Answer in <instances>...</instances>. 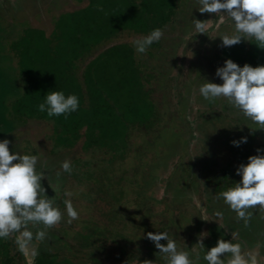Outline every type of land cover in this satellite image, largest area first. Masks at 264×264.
<instances>
[{
  "label": "rangeland",
  "instance_id": "374dc122",
  "mask_svg": "<svg viewBox=\"0 0 264 264\" xmlns=\"http://www.w3.org/2000/svg\"><path fill=\"white\" fill-rule=\"evenodd\" d=\"M76 1L80 2V0ZM139 1L132 0V4H139ZM144 1L149 2V0ZM171 1H168L169 5L174 4ZM176 1L179 2V0ZM185 1L188 4L191 2V0ZM193 1V9L196 10L200 5L198 0ZM64 4V0H12L6 3L0 0V131L10 133L14 142L19 143L17 144L18 149L24 145L21 150L23 154H27V149L39 150L42 154L49 152L46 150L47 140L52 142L50 150L59 148L60 152L61 148L74 146L73 142L80 136L78 133L81 134V129L83 133L78 140L80 142L76 143L74 148L60 152L61 158L52 163L47 161L43 155L42 159L37 162L41 166L38 170L42 172L48 169L52 179L57 172H60V176H55V180H58L62 176L64 179L70 178V174L64 173L61 168V163L68 160L72 165L71 174L76 173L74 178L82 179V182H79L71 176L69 180L72 183V191L75 193L73 206L79 213V219L69 224L71 226L67 225L68 231L65 234L63 231L66 228L61 231L48 232L47 240L44 241L42 248L53 255L45 257L47 262L52 264H124L123 260L112 257L117 253V250L113 248L115 243L118 246L117 249L121 243L118 244L113 239L111 240V236L114 238L117 234L115 240L121 237L126 238L122 245L127 247L121 246L132 252L137 249L136 245H141V240L148 239L149 231L166 232L169 238L174 240L177 236L176 234L172 236V234L179 231L175 229L183 228V226L190 229L193 224V229H197L194 218L198 211L194 208L195 205L199 206L200 214L205 215L203 217L204 220L206 219L205 223L211 225L213 220L218 222V216L208 214L204 201L197 197L199 195L195 197L196 204L189 202L190 198L187 194L182 196L177 203L169 200L159 201L161 197L169 195L165 187L171 188V193L175 191L180 193V190L185 192L191 186L201 191L205 189V193H208L206 196L210 199L209 203L213 202L212 205L216 208L224 201L222 198H217L218 195L215 193L219 194L229 187H234L235 183L241 179L231 162L235 153L227 152V149L233 146L228 142L232 143L236 138L229 134V131L234 129L230 124L235 122L241 113L236 108L231 109L230 104L224 98L209 102L199 93L200 85L207 81L223 82L216 76L215 68L211 69L212 67L210 68L208 64L210 53L207 66L204 65L206 56L202 57V52H208L211 49L209 41L202 40L203 43L200 44L201 38L196 33L194 34V29L187 28L186 19L180 17L178 24L171 23L163 32L164 42L166 40L165 43L171 47L166 52L168 54L171 52L169 54L171 56L164 57L163 50H161L159 51L160 57L155 56L157 59L153 61L152 57L143 54L144 60H148L151 66L154 63L157 68L138 64L136 71L140 73V78L137 85L127 80L110 85V80L106 79V89L103 93L94 91L88 94L86 92L90 89L89 78L102 74L109 76L111 73L117 76L116 73H119L120 69L115 61L112 62L106 56L99 57L94 65L93 63L88 65L91 60L85 63L82 61L89 57H81L76 61L77 57L69 54L64 45L66 43L73 45V38L75 34H78L77 27L84 23L93 27L94 19L75 23L76 16L90 14L89 9L80 6L68 10ZM145 11L143 10L144 13ZM163 12H168V6ZM181 12L185 14L186 9H182ZM215 15L206 13L204 16V20L207 19L204 21L206 26H210V21H213ZM221 15L227 16L224 13ZM227 25L222 27V30L226 29L229 32L228 35L234 34V22L230 19ZM211 34L212 37L218 35L212 40L213 42L222 41L220 36L224 34L216 27ZM124 36L130 43L142 37L132 33ZM253 44L255 43L242 38L240 43L230 46L226 58L214 63V66L221 67L225 59H232L241 67L245 63L255 67L251 62L259 61L253 62L254 57L248 55L251 52L247 50H252ZM98 45L101 46L102 43ZM93 48L96 49V46ZM217 48H220V45ZM90 49L87 47V50ZM97 49L100 48L97 47ZM147 52L150 53V51ZM97 55L92 56V59L97 58ZM131 56L135 57V48L128 44L125 57ZM239 58H244L245 61L237 62ZM196 67L198 74H196ZM40 69L43 70L42 74L45 78L51 76L50 78L60 80L61 77L64 78L63 69L72 79L78 78L84 93L81 96L77 95L82 105L81 110H77V116L70 120H68L69 116H60V119H56L57 116L49 117L47 112L42 113L38 110L37 106L40 103L31 98L35 92H28V90L34 85V73ZM194 77L196 80L194 79L192 85H188L187 83ZM22 97L27 107H24L22 101V103L19 102ZM210 107L212 109H209ZM96 110L98 111L95 113ZM7 116L12 119H8ZM90 120L95 121L96 124L88 123ZM66 122L67 125L75 128H78L80 124L82 127L73 133V128L70 127V131L66 132ZM96 125L102 128L93 132L91 126ZM197 126L201 129L197 130ZM220 126L224 130L223 134L228 133L226 136L228 140H225V144L220 141L223 140L222 138L218 139ZM243 129L242 126L240 130L235 128L240 133ZM105 139L106 142H102ZM85 140L98 142L103 148L85 152L81 148V144L85 147L83 142ZM43 143L44 149L41 146L42 150L38 144ZM98 143H92L91 148H99ZM73 159L77 162L75 166L72 164ZM102 168H105L108 173L102 175ZM37 173L40 172L37 171ZM61 174L64 175L61 176ZM87 178L97 182L86 180ZM205 203L208 205V200ZM254 210H249L251 219L248 222L247 232L251 234L248 236L250 245L259 238L258 233L263 234L258 227L264 230L262 212L260 214L259 211L257 213ZM231 212L230 220L235 217L236 222L243 224V220H238L236 213L233 210ZM63 213L67 215L66 208ZM116 215L122 217H116ZM192 215L194 220L189 223ZM219 220L221 221L220 218ZM60 224L61 222L56 226L59 227ZM123 226L130 234L123 231ZM226 230L229 235L236 238L235 232L233 233L230 228ZM119 231H121L120 234ZM207 234L202 229V232H199L195 238L197 242L194 240L190 246L188 241L191 240L192 235L188 232L183 241L187 243L180 244L181 247L192 250L195 256L199 253V258L192 261V264H207L203 255L208 249L202 250L197 244ZM73 235L80 236V238H75ZM132 235L135 239L133 242L131 241ZM86 236L90 237L89 240L92 239V245L88 246L92 248V252H99V260L96 259V254H91L89 248L83 246V238ZM102 239L104 241H101ZM220 239L228 240V237L221 236ZM205 241L210 242L209 239ZM161 243L166 244L167 241L162 239ZM259 248L263 250L264 247L261 248V244H256L255 248L250 250L243 248L242 250L258 253ZM143 250L144 254L151 259V264H165L164 258L157 254L156 247L149 251V248L143 246ZM178 250L182 251L180 247ZM261 253L263 254L260 260L264 264V251ZM258 256H260L259 253ZM124 257L130 258L127 264H143L137 257ZM26 258L28 263L33 264L34 257L30 252ZM149 258L146 260L148 263ZM189 258L194 259L192 256Z\"/></svg>",
  "mask_w": 264,
  "mask_h": 264
},
{
  "label": "clouds",
  "instance_id": "9594fccd",
  "mask_svg": "<svg viewBox=\"0 0 264 264\" xmlns=\"http://www.w3.org/2000/svg\"><path fill=\"white\" fill-rule=\"evenodd\" d=\"M200 13H211L219 16V22L224 23V13L234 22V34L222 35V47H230L241 42L242 38L254 42L264 49V0H198ZM102 11L101 5H96ZM196 33L206 34L208 28L204 21H193ZM163 30L156 28L147 36L133 40L138 53H146L147 49L163 37ZM216 76L223 82H205L200 85V95L214 102L224 98L240 111L257 127L264 130V65L256 67L245 63L242 67L232 59H226L222 67L216 69ZM40 112H47L49 117L71 114L79 108L76 95L67 97L60 91H49L44 102L38 106ZM242 137L241 141L246 142ZM241 141H232L239 146ZM10 141L0 140V238L8 239L15 235L18 250L26 256L38 254V245L47 238L48 229L59 224L63 213L53 206V201L46 195V189L41 181L45 178L43 172L37 173L36 155H21L10 153ZM257 153L261 149L256 150ZM66 173L72 172L70 161L61 163ZM241 180L234 187L221 191L217 198L233 210L238 220H243L245 226L251 219L250 209L259 208L264 212V154L250 155L248 162L241 163L236 169ZM60 175V172H57ZM69 199L63 201L68 216L67 223L79 219V213L74 208L73 192L65 191ZM217 216L222 213L217 212ZM206 220V219H205ZM35 229V233L30 230ZM150 239L159 252L164 254L165 264H192L187 251L178 250L176 242L169 238L166 232H148ZM166 240L162 244L161 240ZM203 250L202 240L197 243ZM224 257H228L226 260ZM199 258V254H197ZM203 259L207 264H258V253L244 252L240 243L219 239L217 244L204 252ZM151 264V261H149Z\"/></svg>",
  "mask_w": 264,
  "mask_h": 264
},
{
  "label": "flooded vegetation",
  "instance_id": "af4514ba",
  "mask_svg": "<svg viewBox=\"0 0 264 264\" xmlns=\"http://www.w3.org/2000/svg\"><path fill=\"white\" fill-rule=\"evenodd\" d=\"M3 2H7V1H9V2H11L12 0H2ZM51 1V0H50ZM117 1H119L118 3L120 4V5H129V6H131V5H136L137 7L138 6H140V5H142V3H143V1L144 0H136L137 2L139 1V4L137 3V4H132V0H117ZM129 1V2H128ZM102 2H107V3H111L112 4V6H113V0H101V1H99L98 2V0H80V2H77L76 0H64V7L65 8H67L68 10L69 9H75V8H77V7H80V6H84V8L85 9H89L90 8V6L91 5H93V4H97V3H102ZM194 1L193 0H191V2H189V4H188V2H186L185 0H179V3H180V6L179 7H177V8H175V10L172 12V13H170V16H169V18L167 19V22L164 24V25H162V27L160 28V29H162L163 30V32L165 31V28H166V26H168V25H170L171 23H176V24H178L179 23V21H180V17H181V19H186V21H187V25H186V27L187 28H192V29H194V34L196 33V31H195V27L194 26H192V25H194V23H193V21L195 20V19H198V20H201V21H206V20H204V16L206 15V13H200L199 12V10H198V8H196V10L195 9H193V3ZM130 3V4H129ZM52 6H55V5H52ZM121 8H123V6H121ZM131 8V7H130ZM129 8V9H130ZM182 9H186V13L185 14H183L184 12H181V10ZM187 13H188V16H187ZM186 15V16H185ZM79 15H77L76 17H78ZM228 20H230V18L229 17H225V19H224V23H220L219 22V16H217V15H215L214 16V18H213V21H210V26L209 25H207V28H208V30H207V32H206V34H201V33H196V35L198 36V37H200L201 38V40H200V42H199V40H198V42L200 43V44H202L203 42H201L202 40H208L209 41V45H211V49H209V51L208 52H202V57L204 56H206V58H204V60H205V66H207V58H208V55H209V53H210V56H209V59H208V64H209V66H210V68L211 69H213V68H215L214 70H216L217 69V67L216 66H214V63L216 64L217 62H221L224 58H226V49L228 48V47H222L221 45H222V41H220V42H216V41H212L214 38H216L218 35H216V36H213L212 37V34H211V32L213 31V30H215V27L218 29V31L220 32V31H222L223 32V34L225 35V34H227V33H229V32H227V30L225 29V31L224 30H222V27H225V25L226 26H228L227 25V23H228ZM206 24V23H205ZM49 25V24H48ZM128 29V30H127ZM109 31H106V34L104 35V38L102 39V45L101 46H97V47H99L100 49L101 48H104V49H97V47H96V49H90L89 51H88V53H89V55H85L84 57H89V59H87V60H85V61H83V63H85V62H88V61H90V60H92V56H95V54H99V53H101V52H104L105 50H107L108 48H110L111 46H113V45H118V44H126V45H128V44H130V45H132V47L133 48H135L134 47V45H133V43H130V42H128V40L126 39V37L124 36L125 34H139L140 36H142V37H144V36H147L150 32H148V31H142V30H135V29H132V28H130V27H124V28H122V29H119V30H116V31H114V30H112V31H110V29H108ZM191 31V30H190ZM231 31V30H230ZM193 34V35H194ZM219 34V33H218ZM195 36V35H194ZM196 36V37H197ZM165 37V35L163 34V37L160 39V41L159 42H154L148 49H147V51H150V53H148L147 51H146V53H143V54H146V55H149L150 57H152V60L153 61H155L156 59H155V56H159V51L161 52V50H163L162 51V53H164V57L166 56V55H168L169 56V54H171V52H169V54L166 52L167 51V49L170 47H168V45L169 44H167V43H165L166 42V40H165V42H164V40H163V38ZM167 37V36H166ZM197 37V38H198ZM190 38H191V36H190ZM251 42V41H250ZM198 44V43H197ZM215 44H216V46H215ZM218 45H220V48H217V46ZM253 46V49H255V48H257V45H255V44H253L252 45ZM155 48H156V50H155ZM171 48V47H170ZM209 48V47H208ZM215 48V49H214ZM224 49V51H223V49ZM212 50V51H211ZM247 50H251V49H247ZM212 53V54H211ZM143 54H141V53H138L137 51H136V49H135V57H133L134 58V60L136 61V63L137 64H142L141 66H145V67H149V68H157V66L155 65L154 66V63H153V66H151V63L150 62H148V60H144V58L142 57V55ZM171 56V55H170ZM169 56V57H170ZM254 56V55H253ZM160 57V56H159ZM126 59V58H125ZM226 60V59H225ZM237 62H239V61H242V62H244L245 61V59L244 58H239V59H237L236 60ZM221 64V63H220ZM253 65H254V63H253ZM222 67V66H221ZM255 67H256V65H255ZM194 68H195V66H194ZM153 72V71H152ZM152 72H151V74H152ZM201 72V71H200ZM153 74H154V72H153ZM160 74H162V73H160ZM196 74H198V71H197V67H196ZM154 76H155V74H154ZM203 76H204V72H203ZM173 79V78H172ZM178 79V78H177ZM194 79H195V77L194 78H192V80H190L187 84L188 85H192V82L194 81ZM158 80H159V78H158ZM196 80V79H195ZM182 85H185V84H182ZM181 86V85H180ZM181 88V87H180ZM180 88H179V91H180ZM40 89H44V87L43 88H40ZM174 89V88H173ZM180 93H181V91H180ZM23 103H22V102ZM19 102H21L23 105H24V107L26 106L27 107V103H26V101H25V99L23 100V98L22 99H20V101ZM230 108L231 109H234L231 105H230ZM209 109H212V107H210ZM214 109V108H213ZM7 118L8 119H12V118H10V116H7ZM22 120V119H21ZM200 121H201V119L199 120V123H200ZM244 121H245V123H244ZM194 122H195V120H194ZM189 123H190V119H189ZM230 125H232L233 127H234V129L232 128L231 129V131H229V134L231 135V136H236V138H235V140L236 141H241V138L242 137H246L247 138V140H246V142H243V141H241L240 143H239V146H236V145H234L233 143H231V142H228V144H233V146H230V149H227L228 151V153L229 154H231V153H235V155L233 156V160L231 161L232 162V165H233V167L235 168V169H237V167L241 164V163H247L248 162V157L250 156V155H256V154H264V130H261V129H252V128H255V127H257L255 124H253V122L251 121V120H249L248 118H246V117H244L243 116V114L241 113V115L240 116H238L237 117V120L235 121V122H233L232 124H230ZM239 126V127H238ZM243 127L244 129H243V131H242V133H240V131H236L235 130V128H238V130H240V127ZM198 128H200V127H198L197 126V130H198ZM201 128H202V125H201ZM200 128V129H201ZM1 130V129H0ZM234 130H235V132H234ZM57 131V130H56ZM222 131H224V130H222V126H220L219 127V129H218V139H220V138H222L223 140H220L221 142H223V144H225L224 142H225V140H228L227 138H226V136H227V134L228 133H226L225 132V134H223V132ZM236 133V134H235ZM241 134V135H240ZM80 135H82L83 136V133H82V129H81V134ZM224 135V136H223ZM3 139H8L9 141H10V144H9V151H10V153H15V152H17V153H20L21 155H24L23 153H21V150H23V148H24V145H22L19 149H18V147H17V144H19V143H17L16 144V142H14V140H13V138H12V135L10 134V133H7V132H5V131H0V140H3ZM217 139V140H218ZM141 141H142V139H141ZM50 140H47V142H46V144H47V148H46V150L47 151H49V152H46V153H43L42 154V152H40L39 150L37 151V150H32V149H27V151H26V153L28 154V155H36L37 157H38V160H40V159H42V156L44 155L45 157H46V160L47 161H50V162H52L53 163V161H56L57 159H59V158H61V156H60V152L61 151H63V150H67V149H71V148H74V146L76 145V143L74 144V146H72V147H67L66 149H62L61 148V151L59 152V148L58 149H52V150H50V148H51V145H52V142H50ZM78 142H80V141H78ZM77 142V143H78ZM38 146L42 149V147H43V149H44V143L43 144H38ZM42 146V147H41ZM55 146V145H54ZM225 146V145H224ZM81 148H82V144H81ZM261 149V152L260 153H257V149ZM42 149V150H43ZM49 149V150H48ZM95 148H91V149H88V150H84L83 148H82V150H84L85 152H89L90 150L92 151V150H94ZM103 150V149H102ZM159 154H161V153H159ZM54 156V157H53ZM60 156V157H59ZM155 156H157V154L155 153ZM53 157V158H52ZM229 157V156H228ZM136 160H137V158H135ZM91 163V162H90ZM89 163V164H90ZM73 166H75L74 164H77V162H76V160L75 159H73ZM77 166V165H76ZM41 166H39L38 164L36 165V171H38V172H41V171H39L38 170V168H40ZM107 167V166H106ZM44 168H46V167H44ZM103 170V172H102V175H104V174H107L108 173V171L105 169V168H102ZM75 171H76V169H75ZM42 172H44L45 173V178L44 179H42V181H41V184H42V186L43 187H45V189H46V195L48 196V198L49 199H51L52 201H53V206L54 207H58L60 210H61V212L63 213L64 212V209H65V205H64V203H63V201L65 200V199H69L68 197H66L65 195H64V192L67 190V191H71V192H73L72 191V183L69 181L70 179H71V176H72V178L73 179H77L78 180V178H74L75 176H76V173H73V174H71L70 173V178H67V179H64L63 178V176L62 175H64V174H61V176H62V178L61 179H58V180H55L56 179V177H57V173L54 175V179H52V177L50 176V174H49V172H48V169H44V170H42ZM64 173H66V172H64ZM66 174H69V173H66ZM56 176V177H55ZM60 176V175H59ZM101 177V176H100ZM72 179V180H73ZM86 180H93V179H86ZM163 180H165V178H163ZM241 180V179H240ZM79 182H82V179H79L78 180ZM94 181V180H93ZM75 181L73 180V183H74ZM94 182H97L96 180L94 181ZM239 182V181H238ZM164 183V182H163ZM98 185H99V183H98ZM210 185V187H211V184H209ZM100 186V185H99ZM101 187V186H100ZM74 190V189H73ZM167 190V191H166ZM165 191L166 192H168V196H166V197H161V199L159 200V201H163V202H165V200H169V201H171V202H174V203H177V202H179V199L182 197V196H185L186 194L189 196V198H190V201L189 202H194V200H195V197H196V195H199V196H197L198 198H200V200H203L204 201V207L206 208V210L209 212L208 214L209 215H212V216H214V215H216V213H217V211L218 212H220V213H222V215H220V216H218V222H215L214 220H213V222H212V224L211 225H209V223H205V220L203 219V217L205 216H202L201 214H200V208H199V206H196L195 205V209L198 211V213H197V215L195 216V222L197 223V229H193V227H194V224L193 225H191V228L190 229H186L185 228V226H183V228H180V229H175V230H179L177 233H174V234H172V236L173 235H175L176 234V236L177 237H175V239H174V241L176 242V244H177V247H180L181 248V250L182 251H187L188 253H189V257L190 256H192V258H194V259H191V261H196V259H197V255L195 256L194 255V252L192 251V250H190L189 248H187V247H181L180 246V244H183L184 242V240L186 239V234H188V232H189V234H191L192 235V238H191V240L189 239V241H188V243H189V245L191 246V244L193 243V241L195 240V238L197 237V235H198V233L199 232H202V229H204V232L206 231L208 234H207V236L205 237V238H202L201 240H202V242H203V244H204V248L206 249H210L211 247H213V246H215L216 244H217V241L221 238V236H227L228 237V241H232L233 243H240L241 245H242V249L244 248V249H246V248H248L249 250L250 249H252V248H255V246H256V244L258 245V244H261V248H263L264 247V230H260V228L261 227H258V230L259 231H261L263 234H261V233H258V236H259V238H257L256 239V241H255V243L254 244H252V245H250V243H249V240H250V238L248 237L249 235H251L249 232H247V229H248V225L247 226H245V222L243 221V224L242 223H240V222H236L235 221V217L232 219V220H230V216H231V209H230V207L228 206V205H226L225 206V203H223L222 205H219V206H217L216 208L215 207H213V205H212V203L213 202H211V203H209L210 202V199L206 196V195H208V193L206 192L205 193V189H203V191H201V190H199V189H197V188H194V187H191V186H189V188L187 189V190H185V192H184V190H180V193H178V191H175L174 193H171V188H169L168 189V187H165ZM198 193H200V194H198ZM216 195H218V193H215ZM74 196H75V193H73V196L70 198L71 200H72V203L73 204H75V202H74ZM206 198H208L207 200H208V205L205 203V202H207V200H205ZM155 200V199H154ZM219 201H221L222 202V200H219ZM156 202V201H155ZM194 204H196L195 202H194ZM193 204V205H194ZM179 205V204H178ZM202 207V206H201ZM189 208V207H188ZM187 208V209H188ZM203 210H201V212H202ZM258 211L260 212V214H261V211L259 210V208H255V210H254V212H257L258 213ZM217 216V215H216ZM262 216H263V218H264V212H262ZM64 217H66V218H64ZM219 218L221 219V221L219 220ZM66 219H68V216L67 215H65L64 213H63V218H62V220H61V224H60V226L59 227H53V228H51V229H48L47 230V232H51V231H61V230H63V229H65L66 228V230H67V225H69L68 223H67V220ZM193 219V215H192V219L190 220V222L189 223H191V221L192 220H194ZM66 221V222H65ZM240 224H242L241 226H240ZM122 225H124V224H122ZM69 226H71V225H69ZM182 226V225H181ZM121 228H122V226H121ZM226 228H230V230L234 233H236V238H234V237H232L231 235H229V233H228V230H226ZM30 230H32L34 233H35V229H30ZM65 231V230H64ZM63 231V233H65ZM68 231V230H67ZM123 231H126V228H125V226H123ZM89 232V231H88ZM127 232V231H126ZM180 232V233H179ZM191 232V233H190ZM198 232V233H197ZM218 234H219V236H218ZM74 236V235H73ZM182 236H183V238H182ZM213 236H216V237H213ZM75 238H80V236H74ZM188 237V236H187ZM204 237V236H203ZM48 238H50L49 236H48ZM62 238V237H61ZM83 238V237H82ZM63 239H65L64 237H63ZM63 239H61V240H63ZM84 239V244H83V246H85V248H89V250H90V253L92 252L91 250H92V248H90V246H88V245H92V243H93V241H92V239H86V238H83ZM205 239H209L210 240V242H207V241H205ZM216 239V240H215ZM245 239V240H244ZM45 240H47V239H45ZM200 240V241H201ZM259 240H261V241H259ZM191 241V242H190ZM196 241V240H195ZM67 242V241H66ZM65 242V243H66ZM197 242V241H196ZM187 242H185L184 244H186ZM165 244V243H164ZM42 249V248H41ZM243 249V250H244ZM88 250V249H87ZM262 251H264V248H263V250H261L260 248H259V250H258V253H259V255L260 256H258V264H262L261 262H262V260H260L261 259V255L263 254V253H261ZM199 252H200V250H199ZM42 253H43V251L42 250H40L39 249V247H38V254L34 257V262H33V264H36V259L39 257V256H42ZM47 253V252H46ZM45 253V254H46ZM93 253H94V251H93ZM48 254H53V253H51V252H48ZM47 254V257H49V255ZM197 254H199V253H197ZM203 255V252L201 253V256ZM25 257H26V255H25ZM202 258V257H201ZM200 258V259H201ZM228 257H224V259L226 260ZM200 259H198L199 261H200ZM26 261H27V258H26ZM27 264H30V263H28L27 262Z\"/></svg>",
  "mask_w": 264,
  "mask_h": 264
},
{
  "label": "trees",
  "instance_id": "16d2710c",
  "mask_svg": "<svg viewBox=\"0 0 264 264\" xmlns=\"http://www.w3.org/2000/svg\"><path fill=\"white\" fill-rule=\"evenodd\" d=\"M168 1L169 0H149V2L143 1L142 5H140L138 7L136 5L135 6L134 5H131V6L120 5L118 3L119 1H117V0H113V6L111 3H107V2H105V3L102 2V3H97L94 5H91L89 8L90 14H84L82 16H78L75 23L87 22L90 19H94L93 20V23H94L93 27L88 26L86 23H84V24L81 23L82 25L77 27V33L78 34H75L73 41H72V42H74V44L72 45V44L66 43L64 46L67 47L70 55H74L77 57V59H76V61H77L79 58L84 57L86 54L89 55L90 52L88 53L89 50H87V47H90L91 49H93V46L97 47L98 44L100 42H102V39L104 38V35L106 34V31H109L108 29H110V31H112V30L116 31V30L122 29V28L127 26V27H130V28L135 29V30H142V31L151 32L152 30H154L156 28H161L162 25H164L167 22V19L169 18L170 13H172L175 10V8L180 6V3L179 2L177 3L176 0L171 1V3H174L173 5H169ZM96 5H101L103 10L102 11L97 10ZM121 6H123V8H121ZM167 6H168V12H163L164 9L166 11ZM143 10H146L145 13L143 12ZM62 38H65V37L62 36ZM228 51H230V47L226 49L227 53H228ZM68 52H66V53H68ZM248 52H251L248 55H250L252 58L254 57L253 62H256L257 60L259 61V62L254 63V65H256V66L264 65V49H261L257 46V48H255V49L248 50ZM56 53L58 55H60L58 52H56ZM252 53H254V54H252ZM126 54H127V45L126 44H118V45L111 46L110 48H108L104 52L99 53L97 55L98 56L97 58L92 59L88 63V65L91 63H93L92 65H94L99 57L102 58V57L106 56V58L111 59L112 62L115 61V64L118 65L120 72L116 73L117 76H115L112 73L109 76L102 74L100 76L95 75V77H92V78H89L88 76H86L87 80L90 79V84H89L90 89L86 93L91 94L94 91H97L99 93H103V91L106 89V86H105L107 83L106 79L110 80V82H109L110 85L113 83L123 81V80L124 81L127 80L128 82H130L133 85H137V82H139V78H140V73H138V71H136V70H138V67H137L138 64H136V61L134 60V58L132 56L126 58L125 57ZM251 64H253V63L251 62ZM117 71H119V70H117ZM42 73H43L42 69H40V71L37 70L34 73L35 82H34L33 87H30V88L28 87L29 88L28 92H35L34 93L35 95H33L31 97L32 100H37L39 103L44 102L46 94L49 91L63 92L66 97L68 95H72V94H74L76 96L77 95L81 96V94L84 93L82 86L78 82V78L75 77L72 79L70 75L68 76L64 72V69H63L64 78H62L60 76L61 77L60 80H57V78H50L51 76H49V78L48 77L45 78L43 76L44 74H42ZM112 79H114V80H112ZM43 87H44L43 90L40 89ZM23 100H24V98H23ZM81 107H82L81 102H79L78 110H81L80 109ZM98 110H96L95 113ZM101 111L105 114L107 113L106 111H103V110H101ZM95 113H94V115H95ZM77 115H78L77 111H75V113L72 112L71 114L67 115V116H69L68 120L74 118ZM61 116L63 117L64 115H61ZM59 117L60 116H57L56 119H60ZM80 120H82L81 117H80ZM82 122H83V120H82ZM90 122H92V124H96V122L93 120H90L88 123H90ZM65 125H66V127H65L66 132H69L70 129L73 128L72 133L82 127V125L80 124L78 128H75L74 126L67 125V122L65 123ZM101 128L102 127H99L97 125L91 126V130L93 132L97 131V129H101ZM78 134L80 135V133H78ZM80 136H82V135H80ZM80 136L77 137L75 142H73L74 144L78 142V140L80 139ZM83 142L85 143V147H82L84 150L91 149V147H93L92 143L93 144L98 143V142H94L91 140H85ZM102 142H106V139ZM101 148H103V147H102V145L99 144V148H95V149H101ZM118 216L120 217L121 215H116V217H118ZM103 224H107V223H103ZM114 224H115V222H114ZM107 225L110 226L109 224H107ZM66 231L67 230L65 229L64 232H66ZM124 232L130 234L129 231L128 232L124 231ZM120 233H121V231H119V234ZM115 236H114V238H113V236H111V240L113 239V241H116L118 244L121 243V245H122V243L125 242V240H126V238H123V237L117 238L115 240ZM85 238L89 239L90 237L88 238V236H86ZM134 240L135 239L133 238V235H132L131 241L133 242ZM101 241H104V240L102 239ZM141 241H142V243L140 242L141 245H136L135 247H137V249L135 250L133 248V250H135L133 252L131 250L129 251L128 249H124L123 247H127L126 245H124V246L122 245L123 247L120 245L119 249H117L118 246L114 242L115 246L113 248H114V250H117V253H115L112 256L113 259L115 258V259L123 260V263L127 264V260L130 258H125L124 256H126V257L133 256L134 258L135 257L139 258L143 264H149L146 261L147 258H149V257H147V255L144 254L145 252L143 250V246H146L147 248H149V251H150L155 247V244L150 239L145 240V238H144ZM42 247H44V242L40 243V245H39V249L42 250L43 253H42V256H39L36 259V264H52V263L47 262V259L45 257H47L48 253H46V250H43ZM132 247H133V245L131 246V248ZM97 251H98V249H97ZM98 253L94 252V254L97 255L96 259L98 258V260H99L100 256ZM151 253L152 252H150V254ZM91 254H93V252H91ZM157 254L159 256L163 257V254L159 252V249L157 250ZM48 255L50 256L53 254H48ZM124 258H125V260H124ZM149 261H151L150 258H149ZM0 264H27L25 254L21 253L18 250V247L15 243V235L8 238V239L0 238Z\"/></svg>",
  "mask_w": 264,
  "mask_h": 264
}]
</instances>
